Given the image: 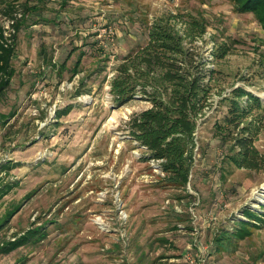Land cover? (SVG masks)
<instances>
[{"label": "rangeland", "instance_id": "rangeland-1", "mask_svg": "<svg viewBox=\"0 0 264 264\" xmlns=\"http://www.w3.org/2000/svg\"><path fill=\"white\" fill-rule=\"evenodd\" d=\"M170 15L205 25L194 45L215 70L185 186L139 161L128 138L126 121L149 103L109 93L120 59ZM0 26L15 41L0 106L11 114L0 123V162L12 166L0 176L12 185L0 199V248L29 229L46 233L0 264H264V172L228 164L217 129L232 87L264 100V30L251 13L230 0H0ZM218 46L228 53L213 61ZM255 146L264 153V131ZM226 231L229 242L218 241Z\"/></svg>", "mask_w": 264, "mask_h": 264}, {"label": "trees", "instance_id": "trees-1", "mask_svg": "<svg viewBox=\"0 0 264 264\" xmlns=\"http://www.w3.org/2000/svg\"><path fill=\"white\" fill-rule=\"evenodd\" d=\"M230 1L237 12L251 13L264 30V0ZM179 24L181 31L177 29ZM12 27L17 28V25ZM205 33V25L196 19L177 15L158 18L148 27L146 43L120 59L109 81V93L115 102L139 98L149 103L147 108L129 116L125 129L128 138L142 152L139 161L156 163L163 180L176 186L188 183L197 125L210 107L208 100L215 70L206 67L209 60L203 59L194 45ZM227 47L213 49V61L225 57ZM14 55V35L5 36L0 26V106L15 74ZM259 66L260 75L264 77L262 54ZM221 102L226 106L224 129L219 126L217 129L223 142L229 144L224 160L238 169L264 172V153L255 146L260 132L264 131V100L237 86L232 87ZM10 116L0 112V123H5ZM11 167L0 162V176ZM11 188L12 185H1L0 199ZM244 215L255 217L249 212ZM235 225L236 238L247 235L246 222L238 220ZM45 234L40 228L29 229L20 239L1 246L0 254L21 245L36 244ZM230 237L226 231L218 241L228 243ZM218 247H222L221 244Z\"/></svg>", "mask_w": 264, "mask_h": 264}]
</instances>
